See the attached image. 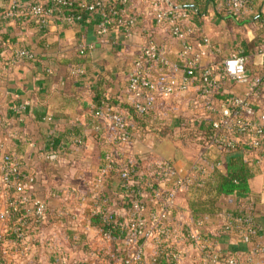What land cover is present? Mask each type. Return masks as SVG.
I'll list each match as a JSON object with an SVG mask.
<instances>
[{"label": "crops", "instance_id": "crops-1", "mask_svg": "<svg viewBox=\"0 0 264 264\" xmlns=\"http://www.w3.org/2000/svg\"><path fill=\"white\" fill-rule=\"evenodd\" d=\"M37 1L46 3V0H0V141L18 161L21 170L35 177L33 193L46 201L50 212L69 207L81 221L79 226L76 223L69 227L54 224L48 218L25 238L24 257L21 246L13 243L14 237H8V244H0V264H72L92 260L93 251L105 258V264H115V257L111 255L115 249L113 241H102L93 229L87 228V236L81 233L87 224H94L96 220L93 213L98 204L91 197L95 186L101 195L99 203L106 208L114 206L119 182L117 173L98 182L104 155L114 151V129L94 113L112 110L128 118L120 105L129 103L125 88L139 49L151 38L175 62L179 42L165 25L156 23L149 0H129L126 16L138 20L132 37L125 35L124 27L115 18L111 19L105 34L99 36L100 17L96 12H84L80 19L51 12L47 26L41 31L35 19L28 15L30 6ZM74 1L77 4L95 0ZM103 1L106 6L111 4L109 0ZM249 1L242 12L224 16L213 6L200 4V0L196 5L192 0H168L185 9L186 5H192L187 9L199 36L209 38L211 52L200 63L213 67L216 83L210 95L212 107L221 106L223 100L232 96H249L246 86L222 76L223 59L241 51L248 56V71L264 74V58L256 50L264 38L260 24L264 0ZM126 16L124 12L122 20ZM193 41L195 50L201 51L198 36ZM21 48L31 51L33 59L16 61L13 53ZM197 89L195 81L188 94L164 100L157 107L158 114L185 122L206 121L207 117L203 120L204 106L195 98ZM249 99L257 110L264 108V90L250 95ZM172 112L177 115L168 116ZM209 117L213 118L214 113ZM128 123L132 141L117 154L119 162L135 167L148 165L152 159L187 167L200 161L210 167L209 163L216 161L218 173H226L225 153L203 143L179 141L172 134L177 126L174 121L170 134H147L134 130L131 122ZM202 132L198 130L196 134ZM243 143L239 141L241 151L237 150V155L242 156L252 174L248 181L250 191L220 198L215 207L232 211L239 199L252 202L255 232L247 242L242 240L243 235L230 233L214 236L210 243L217 252L264 264V145L250 151ZM186 193L187 208L182 215L190 219L188 201L199 196L203 199L205 194L190 190ZM77 196H87V199L80 202ZM203 219L209 232L219 227L215 216L204 214Z\"/></svg>", "mask_w": 264, "mask_h": 264}, {"label": "built area", "instance_id": "built-area-1", "mask_svg": "<svg viewBox=\"0 0 264 264\" xmlns=\"http://www.w3.org/2000/svg\"><path fill=\"white\" fill-rule=\"evenodd\" d=\"M106 6L103 0L92 2L74 0H46V3L34 2L28 15L35 18L41 27L47 25L51 12L60 13L57 8L70 11L68 18L80 19L84 12H96L100 17L97 34L107 31L111 19L115 18L125 35L132 37L138 22L135 17L126 16L129 0H109ZM248 0H230L231 11L242 12ZM51 6L46 7V6ZM76 5V6H75ZM157 24L165 25L170 35L178 40L179 50L175 62L169 60L158 44L151 38L139 49L132 61V72L126 84V94L138 113L157 110L159 104L175 95L188 94L195 81L198 82L197 103L204 106L206 117L211 113V125L217 134L213 145L219 148H235L240 140L252 148L264 145V108L257 110L249 99L264 90V74H251L247 69L248 56L239 51L223 59L222 76L247 87V97L232 96L223 100L222 105L212 107L210 95L215 87L213 67L202 66L201 58L211 52L209 38L197 32V26L190 12L175 6L168 0H149ZM125 12L127 19L122 20ZM201 41V51L194 47V37ZM83 49L80 53H83ZM257 53L264 58V38L258 45ZM14 59L31 60V51L21 48L13 53ZM95 116L104 120L114 129V151L104 155V164L99 168L98 182L101 183L112 173H117L119 182L115 193L114 206L103 208L98 187L92 191V199L97 202L93 216L100 217V224H87L81 233L88 235L93 229L98 238L105 242L116 241L120 256L115 264H257L251 258L239 259L229 254L217 252L207 241L202 228L203 222L195 224L176 210V201L181 192L192 187L204 186L210 178L209 166L204 162H195L180 167L165 160H150L146 169L126 165L117 160V154L132 141V131L122 113L112 110H99ZM144 158V156H142ZM35 177L23 172L18 161L0 141V244H8L13 236L16 245L21 246L22 257L26 255L25 238L37 230L50 218L54 224L69 227L79 226L77 214L66 207L50 212L46 201L33 193ZM85 202L87 196H77ZM125 203L127 208L125 207ZM241 221L240 218L236 219ZM242 221L253 223L252 218ZM88 228V230H87ZM234 232L233 229L229 230ZM113 234H116L113 239ZM249 239L244 236L242 239ZM162 256L164 263L159 262ZM92 260L76 261L72 264H105L106 260L96 251ZM187 260L189 262H187Z\"/></svg>", "mask_w": 264, "mask_h": 264}, {"label": "trees", "instance_id": "trees-1", "mask_svg": "<svg viewBox=\"0 0 264 264\" xmlns=\"http://www.w3.org/2000/svg\"><path fill=\"white\" fill-rule=\"evenodd\" d=\"M192 1L194 3L193 5H196L195 3L199 2V0H192ZM200 4L211 5L214 7L217 13L221 11L224 16L233 15L232 14L233 12L231 11L230 0H200ZM249 4H250V1L248 0L247 5ZM189 6H192V5H186L185 6L186 9ZM46 7L51 8V6H48V5ZM194 7L197 8L196 6ZM77 8L78 7L76 6L75 9L74 8L73 9L76 10ZM58 9L60 13L57 12V14L59 16L62 15L65 17H68L71 11V8L70 9L57 8L55 10H58ZM125 19H127V17H125ZM260 19H261L260 24L262 25L261 29L262 28L264 29V17H260ZM36 24L39 26L41 31H43V29L47 26L45 25L41 27L38 23ZM259 42L257 44L256 50H258ZM120 106L127 112L128 118L125 115H123L127 123L131 122L132 126L134 127V130L140 129L141 131H144L147 134H155V133L156 134H170L171 123L174 121L175 125H177L179 124L177 123V121H181V119H178V118H177L178 120L174 118V119H169L166 121V120H162L160 118L161 116L158 118L157 117L154 118L153 116H156L155 113L157 110L155 111L151 110L143 114L138 113L133 108V106L130 104V102L127 104L124 103ZM198 130H201L203 132L200 135L199 134L197 135L196 132ZM193 133L194 135H190L189 138L195 143H203V146L218 147V146L213 145V142H212L217 132L212 127L210 118L207 119L206 121H201V122L196 121L195 129ZM178 140L183 141L184 139H178ZM243 141H244L243 144L250 151L258 150L259 148H261V147L252 148L251 146L246 144L244 139ZM238 147L240 146L237 143L235 148L233 149L220 148L227 157L226 158V173L224 175L218 173L217 168L215 166L217 163L216 161L210 162L209 163L210 164V167H209L210 178L207 181V183L202 187L188 188V190L192 191L195 194L200 195L202 192L203 194H205L203 195L205 197L203 199H200V196H199L197 197L198 198L197 200L188 201V208L191 212L189 220H191L194 224L197 221L203 222L202 228L204 230L205 238L207 239L208 242L213 241L214 236L216 237L229 236L230 233L240 234V235H243V237L247 236L248 239H250L253 233L255 232L253 223L249 224V223L242 221L244 218H252V212L254 208L252 202H249L247 199H242V200L239 199L237 201L235 210H232V211H223V210L221 211L219 209H216L215 207L216 201H218L220 198H225V197L232 196V195H237V196L245 195V194H248L250 191L248 181L250 177L252 176V174L249 172V169L247 168L242 156L239 153L237 155V150H240V148ZM150 162H152V159L150 160ZM142 166L143 165L139 164L138 166H135V167L141 168ZM146 169L151 170L152 166L147 165ZM204 214L208 216H212V217L215 216L216 218L219 219V227L213 233L209 232V230L204 224V219H203ZM95 217H96L95 223L92 225L97 226L100 224V217L99 216H95ZM237 218H240L241 221L237 222L236 221ZM230 229H233L234 232H230L229 231ZM115 237H116V234H113V239H115ZM113 243L115 244V249L111 255L114 256L115 259H117L119 258L121 252H120L118 243L116 241H113ZM229 255L234 256L233 254H229ZM159 262L164 263L162 256L159 257Z\"/></svg>", "mask_w": 264, "mask_h": 264}, {"label": "rangeland", "instance_id": "rangeland-1", "mask_svg": "<svg viewBox=\"0 0 264 264\" xmlns=\"http://www.w3.org/2000/svg\"><path fill=\"white\" fill-rule=\"evenodd\" d=\"M156 116H153L154 118H158L160 117V115L157 113H155ZM171 115H177L176 112H172V113H169L168 116H171ZM162 120H169L168 117L167 119L164 118V117H160ZM173 117L171 116L170 119H172ZM178 120V119H177ZM194 121H177V126H176V129L175 131L172 133L177 139H184V142H187L188 144L192 143V144H195L194 141L190 140L189 136L190 135H194L193 131L195 129V119H193ZM196 138V137H195ZM186 153H189V152H186ZM185 153V154H186ZM192 153V152H191ZM187 190L184 191V192H181L177 198V201H176V210H177V213L182 215L185 207L187 208V203H186V196H187ZM179 211V212H178Z\"/></svg>", "mask_w": 264, "mask_h": 264}]
</instances>
